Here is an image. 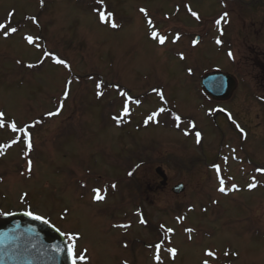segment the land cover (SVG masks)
Listing matches in <instances>:
<instances>
[{
  "label": "rangeland",
  "instance_id": "1",
  "mask_svg": "<svg viewBox=\"0 0 264 264\" xmlns=\"http://www.w3.org/2000/svg\"><path fill=\"white\" fill-rule=\"evenodd\" d=\"M254 11L253 0H0V216L30 212L74 237L79 264H210L209 251L264 264V83L250 63L264 55V21ZM213 70L237 79L228 101L200 92Z\"/></svg>",
  "mask_w": 264,
  "mask_h": 264
},
{
  "label": "water",
  "instance_id": "2",
  "mask_svg": "<svg viewBox=\"0 0 264 264\" xmlns=\"http://www.w3.org/2000/svg\"><path fill=\"white\" fill-rule=\"evenodd\" d=\"M200 87L214 100H226L235 89L230 75L214 73L201 79ZM162 185L166 177L160 174ZM184 186L172 192H183ZM68 246L63 236L23 213L0 217V264H70Z\"/></svg>",
  "mask_w": 264,
  "mask_h": 264
},
{
  "label": "snow or ice",
  "instance_id": "3",
  "mask_svg": "<svg viewBox=\"0 0 264 264\" xmlns=\"http://www.w3.org/2000/svg\"><path fill=\"white\" fill-rule=\"evenodd\" d=\"M96 2H97V4H103V0H96ZM141 12H144L145 10L144 9H141L140 10ZM98 15L100 16V20L103 22V21H105L106 19H110L111 18V14L109 13V14H105L104 12H100V13H98ZM192 15H196V13H192ZM221 19H223V17H221ZM148 23H149V26L151 27V21H148ZM219 23H220V20H217L216 21V24L217 25H219ZM112 27H116V25L113 23L112 25H111ZM7 26L5 25V24H3V23H0V30H3V29H5ZM17 31V29L15 28V27H9L8 28V31L5 33V35H7V34H10V33H14V32H16ZM152 37L153 38H156L157 37V33H155V32H152ZM178 38V37H177ZM25 39H26V41L29 43V44H33V37H31V36H26L25 37ZM165 42V37H163V36H160L159 37V43H161V44H163ZM217 43H219V41H217ZM45 55H49L48 53H45ZM229 55H231V53H229ZM53 59H54V61L56 62V63H59V64H64V66L65 67H68V65L63 61V60H61V59H59V58H56V57H53ZM29 67H31V65H29ZM100 87V85L98 84L97 85V88H99ZM67 95V92H65V96ZM98 95H99V93H98ZM121 95H123V93L121 94ZM127 111H128V109H127V105L125 104V107H124V113L126 114L127 113ZM160 111L162 112V111H164V109H160ZM156 115H158V113H153L151 116H149L148 117V119L149 120H154L155 119V117H156ZM3 117V113H0V118H2ZM114 119H116V118H114ZM174 119H176L177 121H179V117H175ZM119 122V121H118ZM10 128H11V130L12 131H21V132H24V142H25V144L27 145V147L30 149L31 148V143H30V138L28 137V133L23 129V128H21V129H17V127H16V125L15 124H11L10 126H9ZM196 136H197V142H199V138H200V133H196ZM29 165H30V162H29ZM217 172H219V170L217 169ZM220 188H219V191H221V192H224L225 191V188H224V181L221 179L220 180ZM233 187H235V186H233ZM253 187H255V181H253V183H251L250 185H249V188L251 189V188H253ZM94 192H95V196H94V199L95 200H102L103 199V196L100 194V192L98 191V190H94ZM25 215H28V216H32V218L33 219H36V220H40V219H42L41 217H39V216H34V215H32V213H30V212H26L25 213ZM45 223H47V221L45 220L44 221ZM144 221L143 220H141V223H143ZM168 231L169 232H171L172 230L171 229H168ZM188 231H191L190 229L188 230ZM68 239H69V241H71V240H73L74 239V237H72V236H69L68 237ZM156 248H157V250H159V248H160V245L158 244V245H156ZM170 253H172L173 255H175V250L174 249H169L168 250ZM67 254H68V257H69V259L71 260V264H78V261H81V262H83L84 260H85V256H84V254H80L79 256H77L76 254H75V252H74V245H69V247H68V249H67ZM227 254V253H226ZM205 255H207V256H212L213 258H215V254L214 253H212V252H206L205 253ZM156 259L158 260L159 259V257L157 256L156 257ZM203 264H208V261L207 260H205L204 262H203Z\"/></svg>",
  "mask_w": 264,
  "mask_h": 264
},
{
  "label": "flooded vegetation",
  "instance_id": "4",
  "mask_svg": "<svg viewBox=\"0 0 264 264\" xmlns=\"http://www.w3.org/2000/svg\"><path fill=\"white\" fill-rule=\"evenodd\" d=\"M253 2L256 5V7L260 10V11H255V13H257V15H259L260 18L263 19L264 21V0H253ZM262 23L263 22H261L260 20L258 27L259 32H262V30H264V23L263 24ZM249 38L251 37L249 36ZM256 51H257L256 49L253 50V54L260 53L259 51L258 52ZM250 63L252 64V67L255 70L254 79L260 83H264V55L263 56H261L260 54L252 55V57L250 58Z\"/></svg>",
  "mask_w": 264,
  "mask_h": 264
}]
</instances>
